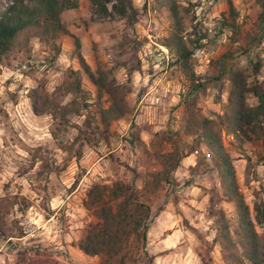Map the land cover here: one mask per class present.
I'll list each match as a JSON object with an SVG mask.
<instances>
[{
  "label": "rangeland",
  "instance_id": "obj_1",
  "mask_svg": "<svg viewBox=\"0 0 264 264\" xmlns=\"http://www.w3.org/2000/svg\"><path fill=\"white\" fill-rule=\"evenodd\" d=\"M163 1L132 0L137 13L130 23L115 14L100 18L88 0H79L77 9L61 14L67 34L48 42L32 37L28 53L20 52L10 63L0 64V196L16 197L18 204L6 221L15 231L24 232L21 238H12V244L0 238V264L13 261L11 247L34 244L53 251L63 264H97L98 256L85 255L72 245L94 221L83 207L90 185L120 179L141 187L147 178L152 179L148 175L161 169V164L130 144L137 135L150 153L174 147L186 151L192 143L194 135L181 129L190 84L174 51L163 45L173 23ZM176 2L183 16V35L192 39L204 36L192 54L193 70L203 83L194 94L195 109L201 115L223 113L230 77L236 70H243L249 83L264 87V0ZM9 4L10 0H0V13ZM75 38L93 71H103L131 87L126 95L130 111L112 121L107 130L100 124V111L108 106L109 97L81 69L74 54ZM255 63L259 64L256 75L252 72ZM69 69L79 73L87 107L83 115H71L67 128L58 131V139H54L55 120L50 114L32 111L28 91L42 82L52 92L68 79ZM71 98L68 94L61 101L67 103ZM247 102L254 105L257 99L248 94ZM86 116L90 118L86 131L90 142L82 140L81 147L77 142L71 150L61 148V142L70 147L78 133L75 125L82 127ZM160 131L167 138L155 135ZM222 141L233 158L239 189L253 217L254 203L262 201L264 205V145L254 136L240 140L224 132ZM79 148L81 155L76 158L74 151ZM42 159L53 167L51 172L41 170ZM169 178V184H151L141 197L151 207L148 257L139 252L135 264H149V260L151 264H201L194 251L200 240L189 226L206 239L213 238L214 222L207 215L210 198L215 209L224 211L230 229L237 225L233 203L219 198L213 166L191 174L179 163ZM161 214L162 225L174 222L172 234V229L160 230ZM255 228L261 231L259 225ZM211 256L212 264H224L218 246Z\"/></svg>",
  "mask_w": 264,
  "mask_h": 264
},
{
  "label": "trees",
  "instance_id": "obj_2",
  "mask_svg": "<svg viewBox=\"0 0 264 264\" xmlns=\"http://www.w3.org/2000/svg\"><path fill=\"white\" fill-rule=\"evenodd\" d=\"M88 1L100 18L115 14L126 18L130 23L135 20L137 9L132 0ZM108 4H111L110 10ZM163 4L173 18L171 32L163 40V45L174 51L190 84L184 97L181 129L184 133L194 135V139L186 151L174 147L166 151L157 148L152 153L138 135L130 139L131 145L136 144L144 153L158 160L161 169L150 173L148 177L152 179L147 178L141 187L120 179L110 183H92L86 191L83 207L94 217V221L88 223L83 238L72 245L85 255L98 256L100 259L97 264H135L139 252L148 257L146 244L151 207L141 197L151 184H169V176L179 166L181 159L195 154V163L188 166V171L193 174L213 166L219 182V198L233 203L237 216L236 227L230 229L224 211L215 209L213 199H209L207 215L214 222L213 238L208 240L195 227L189 226L200 240L194 251L201 264H212L211 252L215 246H218L224 264H264V205L262 201L255 202V214L251 216L239 189L233 158L222 141L224 132L240 140H249L254 136L264 145V87L256 82L249 83L243 70H236L230 77L231 88L223 113H216L215 117L201 115L195 109L194 94L203 83L193 70L192 54L201 45L200 40L204 36L200 35L196 39L185 37L183 16L176 0H164ZM78 6L79 0H10V4L0 13V64L10 63L20 52L28 53V42L32 37L48 42L58 35L67 34L68 29L61 22V14L66 10L77 9ZM230 11L234 14L231 5ZM230 26L234 27V23ZM80 46V41L75 38L74 54L81 69L99 91L103 90L109 97L108 106L100 111V124L107 130L112 121L122 118L130 111L126 95L131 87L128 83L117 82L114 77L109 78L103 71H93L81 55ZM258 71L259 64L255 63L252 72L256 75ZM68 72V79L56 86L52 92H48L42 82L28 91L32 111L37 115L50 114L55 120L56 128L51 132L54 139H58V131L67 128L71 115H83V110L87 107L79 73L72 69ZM68 94L72 98L69 102L62 103L61 98ZM248 94L256 97V104H248ZM82 125H75L78 133L68 144L70 147L61 142V148L71 150L77 142L80 147L82 140L90 142L86 133L90 127L89 116L85 117ZM155 135L160 139L167 138L166 133L161 131ZM204 150L209 154L208 158ZM80 155L81 149H76L74 156L78 158ZM41 167L42 171L53 170L47 159H42ZM17 204L15 196H0V238L7 240L9 244H12V238L24 236L23 231H15L6 221L7 215ZM256 225L261 228L260 232L255 228ZM11 248L15 255L9 264H63L53 251L40 244Z\"/></svg>",
  "mask_w": 264,
  "mask_h": 264
},
{
  "label": "crops",
  "instance_id": "obj_3",
  "mask_svg": "<svg viewBox=\"0 0 264 264\" xmlns=\"http://www.w3.org/2000/svg\"><path fill=\"white\" fill-rule=\"evenodd\" d=\"M204 149V148H203ZM195 163V154H190V155H188V156H185V157H183L182 158V160H181V162H180V164H181V168L182 167H184V166H186L187 168H188V166H190V165H193ZM204 198L205 197H203V200H204ZM164 216V215H163ZM163 216H162V214L159 216V219H158V224H161L160 225V230L162 229V230H167L168 228L169 229H172L173 227H174V222L172 223V224H165L164 223V225H162V220H161V218H163ZM157 224V225H158ZM175 230H171V234L174 232Z\"/></svg>",
  "mask_w": 264,
  "mask_h": 264
},
{
  "label": "built area",
  "instance_id": "obj_4",
  "mask_svg": "<svg viewBox=\"0 0 264 264\" xmlns=\"http://www.w3.org/2000/svg\"><path fill=\"white\" fill-rule=\"evenodd\" d=\"M206 156H209V154H208V153H206Z\"/></svg>",
  "mask_w": 264,
  "mask_h": 264
}]
</instances>
